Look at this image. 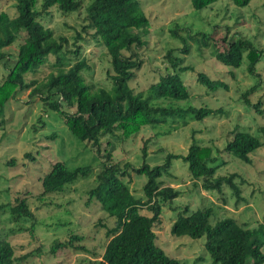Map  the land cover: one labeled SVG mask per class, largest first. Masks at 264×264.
<instances>
[{
    "label": "rangeland",
    "instance_id": "obj_1",
    "mask_svg": "<svg viewBox=\"0 0 264 264\" xmlns=\"http://www.w3.org/2000/svg\"><path fill=\"white\" fill-rule=\"evenodd\" d=\"M89 0H80L81 8L76 12L62 14L54 7L48 14H41L39 21L52 30L54 37L62 36L64 62L63 67L76 59L72 50L77 49L78 57H83L88 69L83 71L87 84L93 88L108 89L111 85L107 75L108 57L104 47L90 28L83 26L84 7ZM146 18V26L138 30L145 44L132 48L124 55L136 53L141 64L128 82L133 92L143 91L155 82L168 69L165 58L167 50L170 55L181 58V66L190 69L179 73L187 87L189 98L176 101L181 106H206L221 108L222 113L203 118L200 121L183 118L175 121L167 119L153 128L143 126L136 134L122 138L116 131L114 136L104 135L100 138L99 150L86 141L75 138L64 124L57 111L48 109L37 95H29L31 86L17 90L8 99L0 112V203L13 202L15 197H25L34 218H21L16 222L10 220L6 212H0V237L7 238L17 254L28 256L19 264H87L101 255L108 240L105 228L113 225L96 202L85 204L86 191L94 186L95 174L101 169L104 155H110V161L120 167L128 163L138 167L142 161L149 166L161 164L166 153L184 155L193 137L198 144L211 148V156L217 158L218 167L215 174L235 173L242 178L238 183L240 196L235 198L227 186H222L221 193L201 189L198 181L187 174L186 163L181 158L170 160L167 173L159 177L161 186H170L178 191L171 203L160 207V221L153 227L158 245L169 257L177 259L179 264H211V259L203 249L204 237H174L170 234V224L175 218L172 206H188L189 209H211L209 223L221 218L234 219L238 224L255 228L264 233V146L250 155L249 164L241 163L223 151L224 142L230 138L235 128L248 130L264 138L258 129L264 124V118L244 105L241 94L255 84L253 77L246 74L245 64L238 67L222 65L211 55V46L199 44L191 37L197 32L210 33L209 44L222 50V38L226 41L237 37L250 38L261 50L262 56L256 64L260 81L247 98L250 102L260 101L264 106V0H249L243 6H236L229 0H216L204 8L193 9L189 0H138ZM39 0L36 2L38 7ZM12 0H0V11L9 16L14 15ZM177 32L184 39L187 53L180 52L183 47L178 37H172L170 31ZM24 33L20 32L13 43L3 51L9 56L0 62V81L4 76L2 66H11L16 49ZM70 51V52H67ZM54 58L48 55L46 60L34 72L23 75L25 84L31 80L42 82L49 73H55ZM198 72L209 78L223 80L227 90L209 92L196 81ZM61 109L71 113L74 107L62 106ZM50 135H53L52 137ZM145 144V155L141 156V147ZM12 160L13 164H7ZM55 161H62L69 169L78 166H90V174L67 184L60 192H53L38 197L41 191L40 177ZM215 163V164H216ZM133 196L144 198L142 185L144 175H136L130 167L121 178ZM141 214L150 215L145 208ZM103 225V226H102ZM32 227V230H31ZM35 236L30 238L28 231ZM70 234L81 238L73 245H82L86 251H74L70 246L50 247L58 241H65ZM264 264V263H263Z\"/></svg>",
    "mask_w": 264,
    "mask_h": 264
},
{
    "label": "trees",
    "instance_id": "obj_2",
    "mask_svg": "<svg viewBox=\"0 0 264 264\" xmlns=\"http://www.w3.org/2000/svg\"><path fill=\"white\" fill-rule=\"evenodd\" d=\"M12 1L13 16L0 11V62L9 58L3 49L13 43L20 32L24 33V37L17 46L12 65L7 66L5 63L2 66L4 76L0 81V110L17 90L31 86L29 95H37L48 109L57 111L69 132L81 142H89L97 151L100 138L104 135L114 136L116 131L120 137L128 138L143 126L153 128L167 119L173 122L175 118L181 117V123L185 124V118L200 121L222 113L221 108L181 106L176 103L190 97L179 76L180 72L190 67L181 66V58L171 56L170 49L165 54L170 71L161 74L143 91L133 92L129 87L128 82L134 77L141 60L135 52L128 55L123 52L145 44L138 30L146 26L147 20L138 0H89L84 7V20L87 23L83 28L88 27L93 31L108 57L109 69L106 73L111 82L108 89L93 88L85 82L82 73L88 69V65L83 57L77 56V49L72 50L76 59L62 68L66 63L63 56L65 39L62 36L55 38L52 30L39 21V16L48 14L51 7L62 14L78 11L81 8L80 0H39L38 7L37 0ZM214 1L189 0V3L198 10ZM229 1L236 6H243L249 0ZM170 34L178 37L183 44L180 52L187 53V46L177 29L170 31ZM191 38L204 47L210 45L211 55L222 65L238 67L244 62L246 74L254 78L255 84L245 90L241 98L244 105L264 118V106L261 107L260 101L252 103L247 98L255 86L261 83L256 64L262 56V50L250 38L242 36L227 41L223 37L222 50L209 44L210 33L197 32ZM48 55L54 58L55 73H49L40 83L31 80L25 84L24 73L34 72ZM196 81L209 92L228 88L223 80L209 78L203 72L196 74ZM62 106L74 107V111L65 112ZM258 133L264 138V124L259 127ZM262 146L264 141L258 135L235 128L222 149L232 158L249 164L250 155ZM144 155L145 144L141 147V156ZM174 158H181L186 163L188 176L198 181L201 189L221 193L224 185L231 189L236 202L243 200L238 186V183L243 182L242 178L235 173L215 174L217 158L211 156L210 147L198 144L193 137L184 155L166 153L165 160L153 166L142 161L138 167H131L128 163L120 167L118 163L110 161L107 153L101 169L95 174L94 186L86 191L85 204L96 202L114 223L105 228L108 240L99 259L93 257L87 264H179L177 259L169 257L156 245L153 230L160 221L161 205L171 203L178 195L177 190L161 186L158 180L163 173H167L170 160ZM7 164H13L12 160ZM129 167L136 175L146 177L142 185L143 199L133 196L121 179ZM90 171L88 165L69 169L62 161H55L40 177L41 191L38 197L60 192L65 185L89 176ZM234 178H238L239 182L235 183ZM140 208H145L150 215L141 214ZM171 210L175 211V218L170 224V234L189 238L203 236V249L211 259V264L264 263V233L238 224L231 218H221L210 224L209 207L189 209L183 205L172 206ZM0 212H6L14 222L21 218H34L25 197L17 196L13 202L0 203ZM28 233L30 238H35L30 230ZM75 240L81 241V238L70 234L67 240L52 245L50 251L68 246L74 251H86L80 244L73 245ZM27 256L25 253L16 255L10 241L0 237V264H19Z\"/></svg>",
    "mask_w": 264,
    "mask_h": 264
}]
</instances>
